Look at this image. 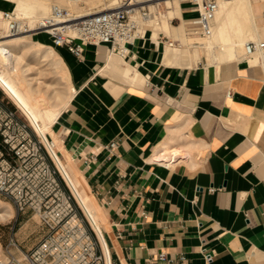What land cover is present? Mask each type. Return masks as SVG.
I'll list each match as a JSON object with an SVG mask.
<instances>
[{"label": "crops", "instance_id": "crops-1", "mask_svg": "<svg viewBox=\"0 0 264 264\" xmlns=\"http://www.w3.org/2000/svg\"><path fill=\"white\" fill-rule=\"evenodd\" d=\"M247 1L257 25L245 42L262 41L264 0ZM197 47L170 48L167 64L147 31L124 66L104 45L80 60L54 48L74 93L53 129L106 210V264H264V52L207 65Z\"/></svg>", "mask_w": 264, "mask_h": 264}, {"label": "built area", "instance_id": "built-area-1", "mask_svg": "<svg viewBox=\"0 0 264 264\" xmlns=\"http://www.w3.org/2000/svg\"><path fill=\"white\" fill-rule=\"evenodd\" d=\"M194 4L197 16L187 34L206 38L211 34L217 0H199ZM159 15L157 0H121L114 8L85 17L53 4L36 30L48 35L53 48L64 47L79 60L87 45H104L108 52L125 59L130 47L145 38L148 23ZM0 19L6 22L8 36L20 33L12 12H2ZM156 41L170 48L180 46L178 41L161 34ZM262 50L264 42L250 41L244 45L247 56ZM230 95L228 91L227 96ZM43 146L33 138L28 124L0 99V197L17 212L29 208L46 231L38 244L27 251L21 250L12 232L5 245V264H105L102 250L98 251L83 218L77 214L70 196L59 187L55 171L46 163ZM116 148V142L104 147L108 158ZM95 160L91 155L84 162L87 165ZM206 258L209 260L211 256ZM156 259L166 261V254L159 253Z\"/></svg>", "mask_w": 264, "mask_h": 264}, {"label": "bare ground", "instance_id": "bare-ground-1", "mask_svg": "<svg viewBox=\"0 0 264 264\" xmlns=\"http://www.w3.org/2000/svg\"><path fill=\"white\" fill-rule=\"evenodd\" d=\"M184 1L188 3L189 2L198 3L199 0H166L164 1L166 5L169 6V8H171V10H168L167 13H165L164 15H160V16H163L161 22L158 20L157 22H154L155 19H152L148 23L153 29V34H152L153 39H156V37L159 34L158 32H163L168 37L170 36V32L172 29L175 32H178V34H182L185 26L189 29H191L194 26L193 24H194L195 19L183 20L179 27H175L169 24V21H168L169 18H174V17L182 18L180 4L181 2H184ZM11 2L12 0H0V7L7 10V12H11V11L16 12L15 18H16L20 33L8 39H1L0 47L7 46L9 49H19V50L22 49L23 51V49L27 46V44L30 43L34 46L33 48L34 51L31 50L32 52L30 56L32 55L33 57L34 55L35 58H37L36 56H39V57H43V59H46V61L48 60L51 63L50 65H52L55 69L59 70L63 79L65 78L69 81L66 65L64 61L62 60V58L58 54L55 53L54 48L52 46L44 45L43 43L38 42V41L33 42V41L28 40L27 37L30 36V34H26V32L34 30V28L31 27L30 29L25 30L24 25L28 24L29 26H32L35 21H37L38 23L45 15L48 14L49 9L53 4L61 6V7H65L80 17H85V16H88L94 13H98V12L103 11L104 9L95 10L96 7H99V6H94L95 4L97 5V3L94 0H15L13 1L14 3L13 5ZM81 3H85L87 7L86 8L78 7ZM110 7L114 8L112 6ZM261 7H263L264 9V3L262 4ZM111 8L108 7V9H111ZM1 13L2 11L0 12V14ZM214 20L216 22L215 25H214ZM214 20H213V24L211 28V34L208 37L206 38H200L197 36L190 37V41L188 42H190V44L193 47L203 45L207 49V52H210L212 54L215 46L219 44L220 46L218 49H216V53H213L214 58L218 60L217 63L225 62L227 60L236 59V58L246 59L251 56L250 59L251 58L257 59L259 57V55L257 54L258 52H261V51H257L250 56H247L245 54V51H244V54H242L244 45L246 43L245 40L253 38L252 36L253 29L257 25L255 22V16L253 13V6L250 5L247 0H217V10L214 16ZM3 23L6 24L4 20L0 19V31H1V27H3ZM0 38H2L1 32H0ZM250 41L262 42V41L257 40V38L249 40L248 42ZM167 48L168 49H166L164 52L163 60L165 63L171 64L172 59L169 54L170 48L169 47ZM194 50H195V55H196V51H197L196 48H194ZM262 52H264V50ZM109 55H113V54L109 53ZM17 57H16V60L19 59ZM118 59H119V63L122 66H124L125 61L120 57H118ZM48 61H47V64H49ZM19 68L20 67H18V69ZM218 69L220 72L219 66H218ZM17 70H14V72H16ZM16 73L13 76H11L9 79H7L6 72L0 65V88L9 96L10 99H12V101L24 113V115H26V117L31 122V124L34 126L36 132L40 135V137L45 142H48L47 133L51 131V127L56 122L58 116L67 107L68 103L70 102L73 96L74 89L71 86L70 81H69L68 84H70V88H71V91H70L71 93L69 97L63 102V104L61 103L60 108L56 109L57 108L56 107L55 109H52L49 107V104L46 103L44 98L40 96V94H39L40 97H38V95L37 96L33 95L35 91H33L32 88L31 89L28 88V84L26 83V81L24 80V82L23 81L21 82L20 78L23 77V75L20 77L19 72L18 74ZM137 77H138L137 74L132 76V80L136 81ZM116 78H118L117 75H116ZM31 90L33 91V93ZM36 93L37 92H35V94ZM38 120L42 121V125H39L37 123ZM55 147H56V144L53 141H52V144L47 143L46 149L48 151V154L50 152L49 155L51 156V159L53 160L57 170L59 171L66 185L70 189L75 201L82 209V212L84 213L86 220L88 221L89 225L92 227L100 244L102 245L104 250L107 252L106 242L102 235V225H101V222H99V218L102 215L101 208L92 198L89 192V189L86 183L84 182L83 178L81 176H73L71 174V171L69 170L70 166L68 165V164L72 165L70 163V160H67L68 164L63 162V160L58 155V150L60 148L58 147L59 149L57 150V148ZM169 154H168V158H169ZM166 155H167V151L163 153V156H166ZM2 204L3 203H1L0 201V218L9 217L11 215L10 213L11 211L9 210L10 211L9 212L8 210H5V207ZM104 253L103 255L105 258V262H108V259H106Z\"/></svg>", "mask_w": 264, "mask_h": 264}, {"label": "rangeland", "instance_id": "rangeland-1", "mask_svg": "<svg viewBox=\"0 0 264 264\" xmlns=\"http://www.w3.org/2000/svg\"><path fill=\"white\" fill-rule=\"evenodd\" d=\"M13 1H15V0H12V2H11L12 5L14 4ZM94 1L97 3V5L95 4L94 6H99V7H96L95 10H101V9L105 10V9H108V7L111 8L110 6L115 7L116 5L120 4L121 0H94ZM157 1H159L160 15H164L165 13H167L168 10H171V8H169V6H167L166 3L164 2L166 0H157ZM189 3L185 2V1L181 2L180 5H181V16H182V18H175V17L169 18L168 21H169L170 25L177 27V26H180V24L182 23L183 20H189V19L193 20L196 18V16H197V11H196L197 5L194 3H190V4ZM78 7L86 8L87 6L85 3H81ZM185 8H188V12L191 14V16L189 18L185 17L186 12L183 11ZM1 11L3 12V11H7V10L0 7V12ZM12 13L15 14V16H16V12H12ZM160 15L157 18H155L154 22H157V20L160 22L162 21L163 16H160ZM1 22H3V21H1ZM37 24H38L37 21H35L32 26H29L28 24L24 25L25 30L30 29L31 27L34 28V30L26 32V34H30V36H28L27 39L30 41H33V42L38 41V42L43 43L44 45L51 46L48 35L46 33H40L36 30ZM3 27H1V31H0L1 37H2V38H0V40L11 38V36H8V34H7V26L5 23H3ZM185 29H186V32L183 31V33L180 34V38L177 37V34H175L174 36L172 35V36L167 37L163 32H158V33L169 38L171 41H178L180 46H176V47H173L171 49L172 50L179 49L180 50L179 52L183 53V50L185 48H188L190 51H192L193 48L197 47V46L193 47L190 44V42H188L187 39L190 36H188L187 33L189 30L186 26H185ZM149 34L152 37L153 29L151 26L149 27ZM261 40L264 42V38H262ZM217 45H218V47H217ZM217 45L215 46L212 54L210 52H207V49L204 48L205 46H203V45L200 46L201 47L200 48V50H201L200 54L201 55H200V61L199 62L202 61V62L206 63L207 65H208V62L209 63L218 62V60H216L214 58V54H213V53H216V49H218L220 46L219 44H217ZM33 48H34V46L30 43L27 44V46L23 49V51H22V49L21 50L9 49L7 46L0 47V60H1L0 65L5 70L7 79H9L11 76H13L16 72H17L16 74H18V72H19L20 77L23 75V77L20 78L21 82L22 81L24 82V80H25L26 83L28 84V88L29 89L32 88L33 91L38 93V94L37 93L35 94V92L33 93V91L31 90L33 95H36V96L38 95V97L42 96L44 98V100L46 101V103L49 104L50 108L55 109L57 107L56 109H58L61 107L60 106L61 103L63 104V102L69 97V95L71 93L70 92L71 91L70 78H69L70 84H68L69 81L65 78L63 79L59 70L55 69L52 65H50L51 63L48 60L47 61L49 62V64H47L46 59H43V57L36 56L37 58H35L34 55H33V57H32V55L30 56V54L32 52L31 50H33ZM166 48H167V46H165V49ZM197 48H196V50H197ZM54 51L56 54L59 55V53L56 50H54ZM208 53H210V54H208ZM196 54H197V51H196ZM242 54H244V49L242 51ZM14 56H16V57L19 56V57H17L19 59L16 60V57H14ZM2 58H3V60H2ZM41 58H42V60H41ZM14 61H15V63H14ZM13 66L14 67L16 66L17 68L15 67L16 68L15 69ZM18 67H20L19 69L21 71L18 69ZM14 70H17V71L14 72ZM233 70H234V68L230 64H227L225 66V68L222 69L218 74H220V73L221 74H228V73L230 74L233 72ZM68 77H69V75H68ZM71 86H72V84H71ZM39 94H40V96H39ZM0 99L4 102V104L6 106L15 110L16 115L19 119L23 120L25 123L28 124L33 138L35 140H39L43 144H45L43 146V154L45 156L46 163L49 165V167L52 170L55 171V173H56L55 177H56V181L59 184V187L61 188V190L63 192H65L66 194H68L70 196L72 203L76 207L77 214L79 215L80 218H83L84 226H85L86 230L88 231L91 239L94 242H96V244L98 246L97 247L98 251H100L101 247H100V244L98 242V238H97L96 234L94 233L92 227L89 225L88 221L86 220V218L84 216V213L82 212V209L80 208V206L75 201L74 197L72 196L70 189L66 185V183H65L64 179L62 178V176L60 175L59 171L57 170L53 160L51 159V156L49 155L50 152L48 154V151L46 149L47 143H50L53 141L56 144L55 148H57V150L60 148L58 150L59 157L65 163H67V160H70V163L72 164V165H70L67 163L70 166L69 170L71 171V174L73 176H81L83 178L84 182L87 184V181H85L84 173L82 172L79 160L78 159L74 160V158L71 156V154L62 148L61 142L59 141V139L57 138V136L54 133L53 126L51 127V131H49L47 133V141L48 142H45L40 137V135L36 132L34 126L28 120L26 115H24V113L15 105V103L12 101V99H10L9 96L1 88H0ZM37 123L39 125H42L41 120H38ZM44 147H45V149H44ZM162 159H163V161H165V158H162ZM89 191H90V189H89ZM0 201H1V203H3L2 205L5 207V210L11 211V212L9 211L11 213V215L9 217L0 218V264H5V262H6V259L4 256L5 255L4 254L5 245L7 243L8 237L11 235L12 232L15 233V236L18 240V243L20 245L21 250L27 251V250L31 249L32 247H34L35 245L38 244V242L42 239V237L44 236L46 231H45V228L40 224L38 216L34 212H32L29 208L25 209L22 212H17V210L7 200L0 197ZM97 204L106 213V210L104 209V207L101 204H99L98 202H97ZM99 222H101V225H102L101 217L99 218ZM12 229H13V231H12Z\"/></svg>", "mask_w": 264, "mask_h": 264}]
</instances>
